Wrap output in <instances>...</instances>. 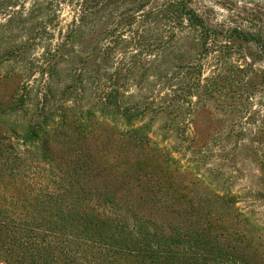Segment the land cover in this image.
Returning <instances> with one entry per match:
<instances>
[{
    "label": "trees",
    "instance_id": "1",
    "mask_svg": "<svg viewBox=\"0 0 264 264\" xmlns=\"http://www.w3.org/2000/svg\"><path fill=\"white\" fill-rule=\"evenodd\" d=\"M244 16L0 0L1 261L264 264V13Z\"/></svg>",
    "mask_w": 264,
    "mask_h": 264
},
{
    "label": "rangeland",
    "instance_id": "2",
    "mask_svg": "<svg viewBox=\"0 0 264 264\" xmlns=\"http://www.w3.org/2000/svg\"><path fill=\"white\" fill-rule=\"evenodd\" d=\"M192 6L210 22L234 21L245 22L244 15L260 11L264 13V0H192ZM246 23V22H245ZM258 217L264 224V203L257 207ZM165 219L172 218V213L162 214ZM0 264H7L0 260Z\"/></svg>",
    "mask_w": 264,
    "mask_h": 264
}]
</instances>
